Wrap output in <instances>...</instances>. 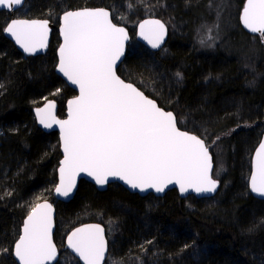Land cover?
<instances>
[{
  "label": "trees",
  "instance_id": "1",
  "mask_svg": "<svg viewBox=\"0 0 264 264\" xmlns=\"http://www.w3.org/2000/svg\"><path fill=\"white\" fill-rule=\"evenodd\" d=\"M243 3L25 0L13 13L57 25L67 10L107 8L114 23L126 22L131 39L144 17L164 20L169 32L164 49L151 52L140 44L131 49L130 40L117 72L151 98L143 87L159 85V106L175 113L180 128L204 138L220 184L216 195L205 199H182L175 190L140 197L115 183L98 191L80 181L69 202L54 201L58 137L36 126L32 108L54 98L63 117L64 103L75 92L54 73L56 29L44 55L24 57L3 34L11 14L0 11V249L10 250L0 251V264H15L11 250L23 218L44 199L56 207V264H78L71 256L64 259L63 239L88 221L106 228L104 264H264V200L247 187L251 154L264 133V38L243 29ZM208 22L219 24L220 37L212 48L199 47L201 25Z\"/></svg>",
  "mask_w": 264,
  "mask_h": 264
},
{
  "label": "snow or ice",
  "instance_id": "2",
  "mask_svg": "<svg viewBox=\"0 0 264 264\" xmlns=\"http://www.w3.org/2000/svg\"><path fill=\"white\" fill-rule=\"evenodd\" d=\"M21 4L22 0H0L4 8ZM240 19L245 28L264 38V0H247ZM62 20L64 42L59 48L58 71L78 86L80 94L68 101L66 120L55 118L52 102L37 109L46 128L53 123L60 127L64 158L56 193L68 196L78 172L87 173L101 186L112 177L142 192L155 189L160 193L172 183L179 185L181 192L187 188L198 193L215 191L217 182L209 174L211 157L204 140L180 131L172 112L162 110L116 75L114 66L123 55L127 34L111 22L109 12H65ZM139 27L152 48L160 46L165 26L159 20H146ZM3 31L26 53H34L45 46L48 22L12 20ZM250 189L264 196V141L256 150ZM51 229L52 206L36 204L15 243L19 264H45L55 257ZM68 247L84 264H100L105 254L103 230L99 225L77 228L68 236Z\"/></svg>",
  "mask_w": 264,
  "mask_h": 264
},
{
  "label": "water",
  "instance_id": "3",
  "mask_svg": "<svg viewBox=\"0 0 264 264\" xmlns=\"http://www.w3.org/2000/svg\"><path fill=\"white\" fill-rule=\"evenodd\" d=\"M25 3V0H22V4L21 5H18V6H13L12 8H4V7H0V11H7L11 14V17L10 19L8 20V22L6 23L5 27L7 26L8 23H10L12 20H28V21H31V20H38V21H47L48 22V33H47V39H46V42H45V46L43 48H37V50L34 52V53H26L23 48L18 45L15 41V39L8 33L4 32L3 31V34L4 36L10 41L12 42V44L15 46V48L24 56V57H35V56H42L44 55L48 48H49V44H50V40H51V35H52V30L53 29H56L57 31V35H58V46L56 48V63H55V66H54V73L60 78L63 80V82L66 84V86H68L70 89H72L74 92H75V95L72 96V97H69L65 103H64V115L63 117H60L58 116V113H57V109H58V103H57V100L54 99V98H48L46 100H44V102L38 106H35L32 108V115H33V119L35 121V124L36 126L41 129L43 132L45 133H49V132H56L57 133V137H58V145H59V152H60V159L58 161V165H57V168L55 170V175H56V182H55V185L53 186V189H52V197L54 199V201H57V202H69L75 195V192L77 190V186L79 184L80 181H85V182H88L90 184H92L96 190L98 191H103L105 190L110 184H118L120 186H122L125 190H127L129 193H132V194H137L138 196L140 197H143V196H146L148 194H151L155 197H163L164 194L169 191V190H175L178 197L179 198H188V197H194L196 199H204V198H212L216 195L218 189H219V181H217L216 179H214V176H213V172H214V159H213V156H212V153L210 152V148L207 146L204 138H202L201 136H198L196 135L195 133L193 132H190L186 129H182L178 126V123H177V128L180 130V131H185V132H188L189 134H192V135H196L198 138H201L204 140V143L205 145L207 146L208 148V151H209V156L211 157V164H212V168L210 170V176L213 180H215L217 182V187H216V190L213 191V192H204V193H198L197 191H195L194 188H187L186 191L184 192H181L180 191V187L179 185L175 184V183H172V184H169L166 186L165 190L163 192H156L155 189H146L145 191H140L139 189H133L131 188L128 184H126L124 181L122 180H119L118 178H112L110 177L108 182L104 185H98L96 184L95 180L91 177V176H88L87 173L85 172H78L75 176V183H74V186L72 187V190L71 192L68 194V196H61L59 195L58 193H56L55 191V187L56 185H58L60 183V172H59V168H60V161L63 160L64 158V152H63V146H62V141H61V138H60V127L58 124H55L53 123L51 127H48L46 128L43 124L40 123V117L37 115V109L38 108H45V106L49 103V102H52L54 104V108L51 110L52 114L55 116V118L57 120H66L68 119V101L69 100H72L74 99L75 97H77L80 93H79V88L78 86L76 85H73L71 84L70 81L67 80V78L63 75V73H60L58 71V64H59V48H60V45L63 44L64 40H63V36L61 35V32H60V28L63 24V20H62V17L63 15L65 14V12H75V11H82V10H85V9H88V10H97V9H104L106 11L109 12V19L111 20V22L116 25L117 27H122L124 30H125V33L127 34V39L124 41V52H123V55L120 57V59L117 61L116 65L114 66V71L116 73V75L124 80L125 83H132L130 81H127L125 79H123L121 76H119L118 72H117V69L119 68V66L122 64L124 58H125V55H126V52H127V49H128V44L131 40V34L128 30V28L124 25H118L116 23L113 22L112 18H111V12L110 10H108L107 8H99V7H82V8H78V9H73V10H67L65 12H63L62 14H60V17L58 18V23L57 25L54 24V23H51L47 18H24V17H16L13 15V13L15 11H17L18 9L22 8V6L24 5ZM247 4V0H244V3H243V8L241 9V12H240V17L241 15L243 14V9L245 7V5ZM146 20H159L164 26H165V34H164V37H163V40L161 41L160 43V46L157 47V48H152L151 45L147 42V40H145L141 35H140V27L139 25L141 23H143L144 21ZM241 21V19H240ZM241 25L243 27V29L248 32V33H251V34H255V33H252L249 29L245 28L242 21H241ZM4 27V28H5ZM168 35H169V32H168V26L166 25V23L158 18V17H155V16H152V17H144L143 19L139 20L135 26V29H134V38H135V41L144 46L147 50L151 51V52H158V51H161L162 49H164L165 45H166V42H167V39H168ZM133 84V83H132ZM134 87H137L135 84H133ZM138 90L142 91L140 88L137 87ZM143 92V91H142ZM144 93V92H143ZM145 96H147L149 99H153L151 97H149L148 95H146L144 93ZM156 103L157 101L155 99H153ZM157 105L159 106V104L157 103ZM162 110L164 111H170L174 114V117L176 118V121H177V117L175 115V113L172 111V110H169V109H165L161 106H159ZM51 122V121H49ZM264 141V133L260 136V139L258 140L257 144L255 145L253 151H252V154H251V158H250V172H249V176H248V182H247V187H248V190H249V193L250 195H252L254 198L258 199V200H264V196H260L256 193H253L251 192V189H250V179H251V172H252V164H253V161L255 159V154H256V150L258 149L259 147V144ZM43 203H48L52 206V229H51V237H52V243L53 245L55 246L56 248V255L55 257L50 260V261H45V264H56L59 259H60V253H59V248L58 246L56 245V243L54 242V231H55V218H56V207L55 205L47 200V199H44V200H41L39 202H37L36 204H43ZM34 204L31 209L27 212V214L25 215V217L23 218V221H22V224L20 226V231H19V235H18V238L15 240L13 246H12V250H11V255H12V258L13 260L15 261V264H19V261L18 259L15 257L14 255V252H15V243L16 241L19 239V236L23 234V226H24V221L27 219L29 213L31 212L32 208L36 205ZM88 225H99L100 228L103 230V237H104V242H105V254H104V258L100 261V264H104L106 262V260L108 259V254H109V242H108V237H107V232H106V228L105 226L98 222V221H88V222H83V223H80L78 225H75L73 226L72 228H70L65 236H64V239H63V249L69 253L77 262L78 264H84V261L82 259H80V257L71 249L68 247V236L71 235V233L73 231H75L77 228H83L85 226H88Z\"/></svg>",
  "mask_w": 264,
  "mask_h": 264
},
{
  "label": "rangeland",
  "instance_id": "4",
  "mask_svg": "<svg viewBox=\"0 0 264 264\" xmlns=\"http://www.w3.org/2000/svg\"><path fill=\"white\" fill-rule=\"evenodd\" d=\"M17 17H22L20 15H18ZM164 21V20H163ZM205 24V25H204ZM201 25V33L199 35L198 38V45L199 47H207V48H212L216 42L218 41L217 38L220 37V32H219V24H211V23H204ZM124 25H126V22H124ZM205 26V27H203ZM209 29H211V32H209ZM172 31V30H171ZM172 33V32H171ZM177 32L174 31V34H176ZM211 36V39H208V37ZM204 41V43H201V41ZM131 49H134L138 43L135 41L134 38L131 39ZM130 43V42H129ZM153 86H151L152 88L149 89L150 85H145L143 87V89H145L147 92H149V94H151V96L153 97V99H159L158 95L161 94L159 85H155V82H152ZM154 92H157L154 94ZM205 199V198H204ZM68 256H71L69 253L67 255V257H65L64 259H67V261H71ZM72 257V256H71ZM62 264L64 263V260H61Z\"/></svg>",
  "mask_w": 264,
  "mask_h": 264
}]
</instances>
